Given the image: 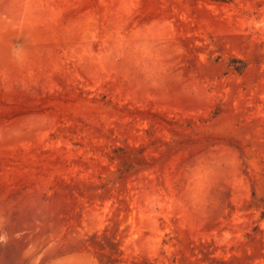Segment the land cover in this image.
<instances>
[{
  "label": "rangeland",
  "instance_id": "rangeland-1",
  "mask_svg": "<svg viewBox=\"0 0 264 264\" xmlns=\"http://www.w3.org/2000/svg\"><path fill=\"white\" fill-rule=\"evenodd\" d=\"M0 264H264V0H0Z\"/></svg>",
  "mask_w": 264,
  "mask_h": 264
}]
</instances>
